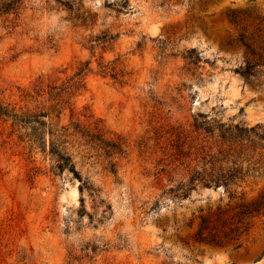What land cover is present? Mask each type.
Listing matches in <instances>:
<instances>
[{
	"label": "rangeland",
	"instance_id": "rangeland-1",
	"mask_svg": "<svg viewBox=\"0 0 264 264\" xmlns=\"http://www.w3.org/2000/svg\"><path fill=\"white\" fill-rule=\"evenodd\" d=\"M17 4L0 264H264V0Z\"/></svg>",
	"mask_w": 264,
	"mask_h": 264
},
{
	"label": "trees",
	"instance_id": "trees-1",
	"mask_svg": "<svg viewBox=\"0 0 264 264\" xmlns=\"http://www.w3.org/2000/svg\"><path fill=\"white\" fill-rule=\"evenodd\" d=\"M17 0H0V14L8 15L11 13V11H15L17 9ZM0 116H6V112L0 108ZM16 117V116H14ZM253 128L249 130V132H252ZM31 139L28 140L31 146L37 145V140L34 136L30 137ZM50 146V154L57 157L56 160V169L57 170H63L65 167L69 164V159L65 158L59 154H57L54 150L53 143H49ZM70 172L73 174L75 173L73 171L72 166L69 169ZM194 175L198 176L199 179H196L199 181V183H202L204 186L210 185V184H216V183H222L227 184L231 183L235 179H239L238 176H242L241 172L239 170H233V169H218L217 171H214L212 169H209L208 171L202 170L200 173L195 172ZM192 181V179H189ZM83 187H85L83 185ZM86 188V187H85ZM205 225V220H201L200 227Z\"/></svg>",
	"mask_w": 264,
	"mask_h": 264
}]
</instances>
